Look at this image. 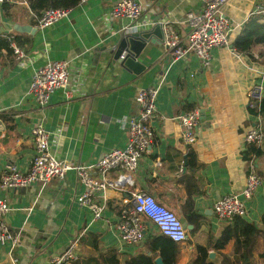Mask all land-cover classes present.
I'll return each mask as SVG.
<instances>
[{
    "label": "crops",
    "instance_id": "crops-1",
    "mask_svg": "<svg viewBox=\"0 0 264 264\" xmlns=\"http://www.w3.org/2000/svg\"><path fill=\"white\" fill-rule=\"evenodd\" d=\"M118 1L86 0L45 29L35 27L24 0H5L0 6V37L17 38L13 43L26 54V60L18 63L12 51L0 53V177L8 165L27 170L34 154L29 133L38 124L51 133L52 151L59 159L74 167L93 166L110 150L126 146L124 121L138 114L137 92L158 87L156 112L150 122L151 145L140 158L137 170L130 174L131 187L96 194L95 201L104 206L101 219L91 222L89 212L78 205L84 187L74 170L66 173L63 182L52 180L44 188L37 184L24 190L0 188V197L10 208L8 226L18 236L14 249L0 246V264H49L65 250L70 238L86 236V242L89 235L97 236L103 252L115 250L122 264L141 251L151 234L158 233L149 225L142 243L121 242L114 224L124 208L132 207L130 193L136 191L153 196L181 220L191 245L186 241L180 246L178 264H190L195 250L193 258L184 250L187 247L192 251L194 236L198 239L205 231L207 243L210 240L213 244L227 226L213 213L214 202L226 194L242 199L240 193L251 168L262 183L246 203L247 221L257 223L264 213V111L260 116L261 143L247 145L243 140L258 117L248 93L254 83L264 85V44L253 46L260 52L259 59L251 53H239L231 45L252 16L264 22V0H229L224 5V13L240 28L233 29L227 47L212 52L207 68H202L191 54L172 63L159 28L138 58L144 69L137 74L122 66L121 58L112 60L127 25L126 20L110 19L108 15ZM139 1L143 5L139 20L142 29L169 22L185 45V14L197 10L201 0ZM15 24L31 26L34 33L17 32ZM57 60L70 62V87L77 94L66 101L63 91L57 90L41 109L28 95L30 77L36 68ZM193 109L200 112L197 141L184 146L175 118ZM191 160L193 167H189ZM91 171L97 174V170ZM117 175L115 171L106 173L109 178ZM192 221L201 226L195 234L191 233ZM90 248L80 245L79 259ZM230 248L231 244L221 253H230Z\"/></svg>",
    "mask_w": 264,
    "mask_h": 264
},
{
    "label": "built area",
    "instance_id": "built-area-1",
    "mask_svg": "<svg viewBox=\"0 0 264 264\" xmlns=\"http://www.w3.org/2000/svg\"><path fill=\"white\" fill-rule=\"evenodd\" d=\"M85 1L81 0L80 3ZM228 1L201 0L197 10L185 14V23L188 26L185 45H183L181 36L169 22L161 24L162 45L172 63L191 54L198 59L202 68H207L212 52L229 45L233 29L240 28V25L224 13L223 7ZM4 3L5 0H0V6ZM142 10L143 5L139 0H119L108 15L110 19L126 20L127 25L122 33H128L143 28L139 21ZM68 13L69 9L66 8H49L42 12L35 27L37 29L51 27L66 18ZM10 49L16 62L22 63L26 60V54L15 43L10 44ZM250 53L254 58H260V52L254 50L253 46ZM70 80L68 60L48 61L33 71L27 92L35 104L43 109L57 90L63 91V98L66 101L75 97L77 92L70 87ZM157 95L158 87L140 89L137 92L135 101L139 106L138 114L124 121L128 134L126 146L110 150L93 166L74 167L69 162L62 161L52 151L51 133L46 131L41 124L33 126L29 134L34 146V154L28 162L27 170L20 171L16 166L8 165L0 177V188L24 190L35 184L44 188L52 180L63 182L66 173L74 170L80 184L84 187V192L77 198L78 205L89 212L91 222L101 219L104 206L95 201L96 194L108 189L125 191L133 185L130 174L137 170L140 158L147 152L152 142L153 132L150 122L156 112ZM248 97L258 117L254 126L245 133L243 140L247 145H258L263 139V122L260 116L264 100V85L260 82L254 83ZM175 120L181 128L182 144L184 146L195 144L196 131L200 123L199 110L184 112ZM92 169L97 170V174H94ZM111 171L118 173L116 178L106 177V173ZM261 183L262 179L256 170L251 168L240 193L242 199L235 194L223 195L214 202L213 213L227 225L236 217L247 220L246 203L251 201ZM130 202L132 207L124 208L114 224L122 243L126 245L142 243L150 225L173 243L179 246L185 244L187 241L186 228L172 210L142 191L131 192ZM9 213L7 200L0 197V246L9 245L11 249H14L18 244V236L13 234L8 226ZM79 239L80 237L70 238L65 250L51 258L49 264H71L78 261Z\"/></svg>",
    "mask_w": 264,
    "mask_h": 264
},
{
    "label": "trees",
    "instance_id": "trees-1",
    "mask_svg": "<svg viewBox=\"0 0 264 264\" xmlns=\"http://www.w3.org/2000/svg\"><path fill=\"white\" fill-rule=\"evenodd\" d=\"M81 0H24L31 12V21L35 23L42 12L49 8L71 9L77 6ZM8 13V5H4ZM17 43V38L12 40L0 37V53L2 50L10 52V44ZM264 44V22L256 16H252L243 25L238 34L233 38L231 45L239 53L249 54L252 46ZM264 103V102H263ZM261 106V112L264 106ZM259 153V152H257ZM190 159L194 160L191 156ZM192 160L189 167H193ZM189 223H191L189 221ZM192 234L197 233L201 226L192 221ZM86 237V236H85ZM85 237L79 239V246L91 245L85 254L78 261L71 264H121L119 254L115 250L103 252L99 248L97 236L89 235L85 242ZM92 238L95 241L92 243ZM261 243L264 245V213L257 223L236 217L228 224L217 237L213 244L206 246L195 245V257L190 264H264V250H261ZM93 244V246H92ZM187 244L191 245L190 241ZM231 244L230 253H221ZM209 251L220 254L218 263L208 262ZM160 258L161 264H178L181 258V247L173 243L168 238L159 233L151 234L142 245L141 251L131 255L122 264H156V259Z\"/></svg>",
    "mask_w": 264,
    "mask_h": 264
},
{
    "label": "water",
    "instance_id": "water-1",
    "mask_svg": "<svg viewBox=\"0 0 264 264\" xmlns=\"http://www.w3.org/2000/svg\"><path fill=\"white\" fill-rule=\"evenodd\" d=\"M161 29V25L158 24L153 29H141L138 31H132L128 33H122L118 40L117 49L112 54V60H118L120 57V63L122 66L128 68L137 74L139 71L144 69V66L138 62V58L145 48L146 44L151 43L152 36H157V32ZM13 29L17 32L23 33H34V29L27 25L15 24ZM162 32V30H161ZM190 229V228H189ZM220 257V258H219ZM221 259L220 254L215 251H209L208 262L218 263ZM156 264H161L160 258L156 259Z\"/></svg>",
    "mask_w": 264,
    "mask_h": 264
},
{
    "label": "rangeland",
    "instance_id": "rangeland-1",
    "mask_svg": "<svg viewBox=\"0 0 264 264\" xmlns=\"http://www.w3.org/2000/svg\"><path fill=\"white\" fill-rule=\"evenodd\" d=\"M191 234V233H190ZM207 237H206V232L204 231L201 235H199L198 236V239L196 238L195 239V236H194V239L193 240H191L192 241V243L194 244V245H196V244H200V243H203V244H212V241L210 242V240H208V243H207V239H206ZM260 249L261 250H264V245H263V243H261V247H260ZM184 254H186V255H191L192 256V258H193V256H194V247L192 248V251H190L189 250V248L187 249V247H186V249L184 250ZM220 258V257H219Z\"/></svg>",
    "mask_w": 264,
    "mask_h": 264
}]
</instances>
